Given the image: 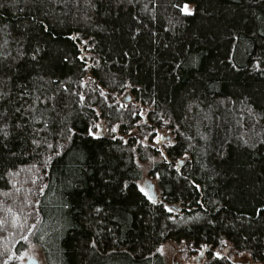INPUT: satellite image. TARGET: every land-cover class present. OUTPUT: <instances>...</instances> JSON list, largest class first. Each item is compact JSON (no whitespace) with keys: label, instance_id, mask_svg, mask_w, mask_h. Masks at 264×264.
Masks as SVG:
<instances>
[{"label":"trees","instance_id":"obj_1","mask_svg":"<svg viewBox=\"0 0 264 264\" xmlns=\"http://www.w3.org/2000/svg\"><path fill=\"white\" fill-rule=\"evenodd\" d=\"M28 242L264 264V0H0V264Z\"/></svg>","mask_w":264,"mask_h":264},{"label":"rangeland","instance_id":"obj_2","mask_svg":"<svg viewBox=\"0 0 264 264\" xmlns=\"http://www.w3.org/2000/svg\"><path fill=\"white\" fill-rule=\"evenodd\" d=\"M192 7H187L190 10ZM166 141H165V139ZM167 136L165 133L159 134L157 140L161 142V144L167 142ZM151 163L147 162L144 164H140L142 170V180L140 181L141 190L147 195L153 194L155 196V201L159 200L160 195V187L156 179H154L150 175ZM161 253L165 258V264H193L195 262V258L198 256H194L191 254V248L185 243H168L161 248ZM203 255H201L202 257ZM19 264H26L29 259H35L39 262V264H47L46 256L43 250V247L38 243L28 242L26 249H24L17 256ZM236 262L239 264H249V257L247 256H239L235 258ZM201 261L199 260V263Z\"/></svg>","mask_w":264,"mask_h":264},{"label":"water","instance_id":"obj_3","mask_svg":"<svg viewBox=\"0 0 264 264\" xmlns=\"http://www.w3.org/2000/svg\"><path fill=\"white\" fill-rule=\"evenodd\" d=\"M151 199H155V196L153 194L149 195ZM26 264H39V262L35 259H29Z\"/></svg>","mask_w":264,"mask_h":264},{"label":"snow or ice","instance_id":"obj_4","mask_svg":"<svg viewBox=\"0 0 264 264\" xmlns=\"http://www.w3.org/2000/svg\"><path fill=\"white\" fill-rule=\"evenodd\" d=\"M184 12L186 13V14H191V12L187 9V7L185 6V8H184Z\"/></svg>","mask_w":264,"mask_h":264}]
</instances>
